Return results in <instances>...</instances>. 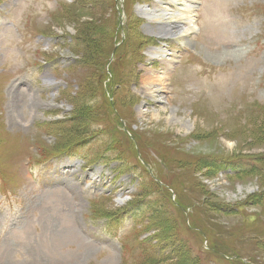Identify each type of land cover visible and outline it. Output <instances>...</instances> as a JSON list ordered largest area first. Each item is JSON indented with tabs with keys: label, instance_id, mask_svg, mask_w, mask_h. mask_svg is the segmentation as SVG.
Here are the masks:
<instances>
[{
	"label": "rangeland",
	"instance_id": "rangeland-1",
	"mask_svg": "<svg viewBox=\"0 0 264 264\" xmlns=\"http://www.w3.org/2000/svg\"><path fill=\"white\" fill-rule=\"evenodd\" d=\"M126 9L112 58L114 0H0V264H264V0Z\"/></svg>",
	"mask_w": 264,
	"mask_h": 264
},
{
	"label": "bare ground",
	"instance_id": "bare-ground-1",
	"mask_svg": "<svg viewBox=\"0 0 264 264\" xmlns=\"http://www.w3.org/2000/svg\"><path fill=\"white\" fill-rule=\"evenodd\" d=\"M190 7L194 8L195 5H190ZM168 10L169 9L165 8V5H164L163 8L161 7V9H159V10L156 9L155 10L156 13H154V18L153 19L156 18V20H158L160 23H164V24H159L158 26L160 27V29L165 30V32L168 31L167 32L168 35H171L173 33V31H172L173 30L172 25L176 27L175 22H176V19L178 20V18H176V16H174L175 15L174 13H171V14L168 13ZM157 12H159V13H157ZM159 51H163V52H158V54L160 53V55L162 53H164V50L163 49L162 50H159ZM154 73H156V72H154ZM153 78H154V82H153V80L151 78V82H153V83H151V85L149 86L148 90L150 91L151 95H157L158 98H160L161 96L164 95V90H165V86L163 85V82L164 81H163L162 72L159 71L158 75H156V76L154 75ZM172 116H173L172 119L174 118L173 120H175L176 122H181V123L183 122V121L179 120L178 117L176 118V117H174V115H172ZM182 124L186 128V125H187L186 122L185 123L183 122Z\"/></svg>",
	"mask_w": 264,
	"mask_h": 264
},
{
	"label": "trees",
	"instance_id": "trees-1",
	"mask_svg": "<svg viewBox=\"0 0 264 264\" xmlns=\"http://www.w3.org/2000/svg\"><path fill=\"white\" fill-rule=\"evenodd\" d=\"M131 1H134V0H130V2ZM130 16H131V14H130ZM116 30V27L114 28V31ZM87 33H89L90 31L89 30H87L86 31ZM127 36L129 37V42H131V40H132V37H133V30H132V26H131V20L128 18V27H127ZM88 45V49L90 50L89 51V53H88V56H89V58L91 59V57H93V55H92V51H93V49H95V44L94 45H91V43L89 44H87ZM128 45H129V43H128ZM128 47V46H127ZM65 150H68V149H65ZM65 150H63V151H65ZM251 170V169H250ZM250 170H248V171H250ZM248 171H246V173H249ZM144 201H147L146 203L148 204L149 202H148V200L146 199V200H144ZM115 217L116 218H120L119 217V211L118 212H115ZM154 238H156V236H153V237H150L149 239H145L143 242H142V244H141V247H142V249H144V250H147L148 248H150V245H151V242H152V240L154 239ZM158 264H159V262H158Z\"/></svg>",
	"mask_w": 264,
	"mask_h": 264
}]
</instances>
